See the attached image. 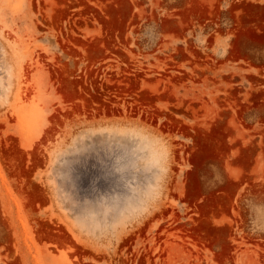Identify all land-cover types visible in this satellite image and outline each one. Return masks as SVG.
Returning <instances> with one entry per match:
<instances>
[{
  "label": "rangeland",
  "instance_id": "374dc122",
  "mask_svg": "<svg viewBox=\"0 0 264 264\" xmlns=\"http://www.w3.org/2000/svg\"><path fill=\"white\" fill-rule=\"evenodd\" d=\"M0 264H264V0H0Z\"/></svg>",
  "mask_w": 264,
  "mask_h": 264
},
{
  "label": "bare ground",
  "instance_id": "6f19581e",
  "mask_svg": "<svg viewBox=\"0 0 264 264\" xmlns=\"http://www.w3.org/2000/svg\"><path fill=\"white\" fill-rule=\"evenodd\" d=\"M36 198H37V196L35 195V193L34 192H31L30 199L34 200Z\"/></svg>",
  "mask_w": 264,
  "mask_h": 264
}]
</instances>
